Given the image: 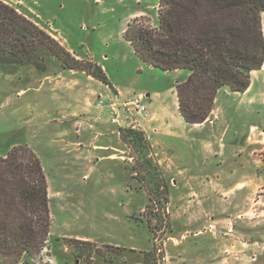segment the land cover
Listing matches in <instances>:
<instances>
[{"label":"rangeland","instance_id":"rangeland-1","mask_svg":"<svg viewBox=\"0 0 264 264\" xmlns=\"http://www.w3.org/2000/svg\"><path fill=\"white\" fill-rule=\"evenodd\" d=\"M1 1L56 35L76 58L101 66L112 87L62 67L54 57L45 62L38 58L35 66L0 60V156L12 146H29L48 186L50 234L31 264H143L146 251H153L156 264H170L178 256L219 257L230 234L264 238L256 203L264 190L249 197L245 215L235 216L227 211L234 189L222 177L240 159L257 165L249 171L258 174L264 150L259 151L262 145L254 134L247 146L244 137L251 125L264 129V103H247L222 87L215 122L188 124L181 119L180 125L173 124L172 135L149 133L150 155L157 165L152 178L117 138V126L125 120L130 127H143L156 93L164 116L180 118L175 84L189 71L147 65L123 35L136 17L156 26L158 0H23L26 10L11 0ZM137 96L145 111L127 104ZM75 109L81 118L68 116ZM102 126L107 135L95 138ZM92 142L116 148L123 143L125 161L108 157L110 150H93ZM155 182L162 185L167 204L161 195L149 200L147 190ZM68 238L88 243L80 251Z\"/></svg>","mask_w":264,"mask_h":264},{"label":"trees","instance_id":"trees-1","mask_svg":"<svg viewBox=\"0 0 264 264\" xmlns=\"http://www.w3.org/2000/svg\"><path fill=\"white\" fill-rule=\"evenodd\" d=\"M263 14L264 0H158L157 25L136 17L127 23L123 35L147 65L189 71L185 80L175 84V92L180 116L196 124L209 119L222 87L243 92L251 72L261 68ZM46 57L112 89L101 66L76 58L13 5L0 0V60L35 66L38 58L45 62ZM42 66L44 71L46 64ZM118 132L134 162L152 178L157 165L145 133L133 127H119ZM161 187L155 182L147 190L148 198L161 195V202L167 204ZM51 222L48 186L39 158L29 146H12L0 156V263L31 264L49 238ZM66 240L80 251L88 243ZM143 264H156L153 251L144 252Z\"/></svg>","mask_w":264,"mask_h":264},{"label":"crops","instance_id":"crops-1","mask_svg":"<svg viewBox=\"0 0 264 264\" xmlns=\"http://www.w3.org/2000/svg\"><path fill=\"white\" fill-rule=\"evenodd\" d=\"M16 3H18V5L22 9L26 10L23 7V3H24L23 0H11V4H16ZM17 11L19 13H22L18 9ZM22 14L28 17L27 14L25 13ZM28 18L32 20V18L30 17ZM33 22L39 25L36 21ZM261 24H262V31L264 38V14L261 17ZM53 37H55V39L63 46V44L58 40L56 35L53 34ZM68 51L71 53V50ZM89 77L92 78L91 76ZM235 93L237 96L239 97L241 96L242 98H245L247 103H254V102L264 103V59L261 68L259 70L253 71V73L251 72L250 84L248 88L243 92H235ZM146 96H149V94H146ZM154 97L155 99L153 103L151 102L149 104V108L147 109L148 118L142 121L143 127L140 128L145 133L149 142L151 140L150 138H152V135H158V134L165 136L172 135L173 124L180 125L182 122L181 121L182 117L180 116L179 112L178 114L180 118L175 117L173 121L171 120L172 118L171 119L169 118V114L165 117L164 114L161 112L162 104H161V100L158 99L160 96L158 95V93H156ZM217 101L218 99L217 97H215L213 110L211 112L209 119H207L206 121L215 122L216 120L219 119L218 112L220 111L217 112V110L215 109V105L217 104ZM177 110H178V104H177ZM80 114H82L80 112V109L68 111V116L70 118H76V116ZM82 116L83 115H80V118ZM81 120L80 122H82ZM119 124L120 127L131 126L129 124V121L126 120L124 123H119ZM90 127L92 128L91 125ZM101 128H105V127L102 126L99 128V130H97L95 134V138L103 135H107L106 133H103V131L101 132L102 130ZM118 128L119 127L117 126L116 135L117 138L122 142V140L119 137ZM111 132L113 133V131ZM149 133H151L152 135L151 134L148 135ZM253 134L257 137L256 141L262 145L260 146L259 151L264 150V129L259 130L258 128H256L255 125L249 126L248 132L244 137L245 146H247L248 138H250L251 135ZM92 141L94 140L92 139ZM78 144H81V142H79ZM91 144L93 150H110L111 152L107 155L108 157L116 158V159L118 158L120 160L125 161L124 159L125 145L123 143L121 148H116L110 145H105L97 142L95 143L92 142ZM150 146L152 147L153 144L150 143ZM223 147L224 145H222V147L220 146V150H218V152H220L221 149H223ZM128 149L130 150L129 147ZM213 151H214L213 152L214 155H216L217 150L214 149ZM236 152L237 150L234 153L236 154ZM132 156L129 155L128 157L130 159H133ZM258 166H259V172L258 174H256V176H253L252 172L249 171V169L257 168V165H255L254 163H249V161H243L241 159L235 161L234 164L231 163L229 167H227L228 171H222L223 181L232 185V189H234V194H235V195L233 194L229 198V201H227L228 204L227 211L230 214H234L235 216L245 215L247 213L246 205L249 197L253 195L255 192H257L258 189L264 190V160L260 161ZM260 196L261 197L256 201L257 208L259 211L258 212L259 223L260 221L264 222V194ZM227 225L232 226L230 222ZM222 238H226V237H222ZM225 240L227 244L224 247L222 246L223 250L221 251L219 257L217 256L213 257L210 254H208L204 258H194V257L187 258V257L178 256L179 258L177 259L176 263H174V261L172 260L170 264H264V238H259L255 240H246L242 238H237V235L235 236L234 234H230L229 236H227Z\"/></svg>","mask_w":264,"mask_h":264},{"label":"built area","instance_id":"built-area-1","mask_svg":"<svg viewBox=\"0 0 264 264\" xmlns=\"http://www.w3.org/2000/svg\"><path fill=\"white\" fill-rule=\"evenodd\" d=\"M129 105H135L136 107L139 108V111H145V106L141 104V97L137 96L134 99L130 100L127 102Z\"/></svg>","mask_w":264,"mask_h":264}]
</instances>
